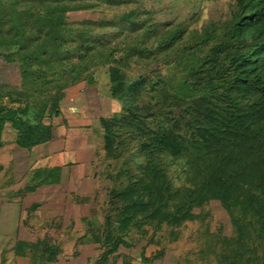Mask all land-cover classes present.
<instances>
[{
  "label": "trees",
  "instance_id": "obj_1",
  "mask_svg": "<svg viewBox=\"0 0 264 264\" xmlns=\"http://www.w3.org/2000/svg\"><path fill=\"white\" fill-rule=\"evenodd\" d=\"M100 4L123 1L0 0V57L15 60L26 92L46 98L0 103V148L8 127L20 148L49 142L51 126L30 122V109L58 115L61 90L102 69L109 97L121 105L117 117L100 119L105 160L116 161L129 142L137 172L129 165L119 171L103 226L79 244L98 245L99 264H108L132 229L193 222V210L213 200L232 228L219 241L224 252L207 248L216 263L264 264V0H233L228 18L199 30L184 23L158 29L134 10L115 21L68 24L67 12ZM154 64L156 77L131 75ZM163 66L180 73L177 82L174 73L163 76ZM58 178L56 168L37 170L20 194ZM40 246L42 259L54 262L56 247H17Z\"/></svg>",
  "mask_w": 264,
  "mask_h": 264
},
{
  "label": "rangeland",
  "instance_id": "obj_2",
  "mask_svg": "<svg viewBox=\"0 0 264 264\" xmlns=\"http://www.w3.org/2000/svg\"><path fill=\"white\" fill-rule=\"evenodd\" d=\"M123 4L118 7L100 4V6L86 10L67 12L68 24L81 21H115L128 11L134 10L142 21L148 24H155L159 29L174 26L177 23H184L191 30H199L209 21H222L228 18L233 5V0H122ZM97 31H107L99 28ZM115 40H118L116 38ZM137 68V67H134ZM155 71V64L141 69L131 71V75L152 76ZM170 73L175 74L177 82L180 73L168 70L163 66V76L168 77ZM107 77L102 71L95 73L92 79L79 82L61 90V101L59 113L62 108L69 105L77 88H95L98 95L106 92L105 84ZM20 72L14 59L4 61L0 57V103L16 107L19 103H11L12 100L32 101L46 99L45 97L31 96V91L26 92L22 87ZM60 91V90H59ZM56 92V90H55ZM93 92V91H92ZM9 95L10 97H7ZM114 113L117 117L121 112ZM116 109V108H115ZM35 122L47 119L46 112L34 106L30 109ZM60 118L51 117L53 127L60 123ZM6 135L9 139L13 137V130L7 128ZM96 157L93 171V190L87 191L86 201L78 202L75 197L60 200L57 188L56 203L54 208L48 212H39L37 219L30 217L33 229L30 232L34 240L43 242L46 246L56 247L58 255L52 263L42 259L40 246L38 250L31 252L20 261L13 264H99L101 251L98 245L79 244V239L88 234L90 228H100L104 223L107 193L115 188L120 178L117 174L126 167L134 171L135 159L133 154L136 146L126 142L121 148L120 155L116 161H106L102 150V140L97 138ZM140 160V158H139ZM115 177L116 181L110 179ZM61 189V188H60ZM59 191V192H58ZM67 193V190H66ZM32 201L34 198L31 199ZM29 203V200H28ZM193 213L198 218L193 222H186L179 227L165 226L155 231L153 228L143 227L142 234L139 230L132 229L125 237V246H121L118 252L109 258L108 264H217L214 254L207 248L213 249L216 253L224 252L219 241L222 238H229L232 235V228L227 213L218 201H209L202 209H194ZM34 214L31 212L30 216ZM28 216V215H27ZM29 219V218H28ZM27 219V220H28ZM140 230V231H141ZM173 233V235H171ZM211 235V236H210ZM218 241V242H217Z\"/></svg>",
  "mask_w": 264,
  "mask_h": 264
},
{
  "label": "crops",
  "instance_id": "obj_3",
  "mask_svg": "<svg viewBox=\"0 0 264 264\" xmlns=\"http://www.w3.org/2000/svg\"><path fill=\"white\" fill-rule=\"evenodd\" d=\"M98 94L95 88L75 89L71 103L53 117L60 118L61 124L53 127L51 118L41 120L51 126L52 139L29 150L18 147L14 143L15 132L9 139L5 134L9 130L5 129L0 148V264H13L28 256L26 249L17 246L34 245L39 241L30 233L34 226L30 217L36 220L40 211L54 208L57 188L63 189L58 191L60 200L73 195L78 202L86 201L80 197L93 190L96 141L97 138L102 140L100 119L119 112L118 102L109 97L107 88L102 96ZM33 115L29 113L27 118L36 123ZM55 168L59 175L56 184L42 185L34 192L20 194L25 187L34 184L35 171ZM32 211L34 214L30 216Z\"/></svg>",
  "mask_w": 264,
  "mask_h": 264
}]
</instances>
